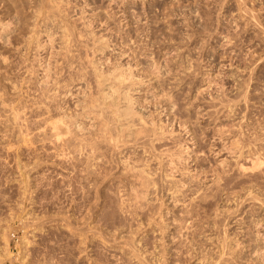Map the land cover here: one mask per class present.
<instances>
[{"label": "rangeland", "instance_id": "1", "mask_svg": "<svg viewBox=\"0 0 264 264\" xmlns=\"http://www.w3.org/2000/svg\"><path fill=\"white\" fill-rule=\"evenodd\" d=\"M0 1L4 2V0ZM20 1L9 0L7 3L0 2V14H4L2 16L0 15V18H2L0 21H7L6 24L0 23L6 26L8 24L7 27L11 28L9 29L3 25L6 29L5 31L3 26L0 25V28L2 27L1 30L4 29L0 31V33L3 34H1L2 36L0 35V50H2V53L10 55V59L5 55L6 58H3V61L1 56L4 57V54L2 55V53H0L1 60L3 61H0V64H2L0 66V69H2L0 70V84L3 87L2 88L0 85V89L2 92L5 89L3 93L0 92V96L7 93L8 95L3 96V99L7 96H9L7 97L8 99H12L10 103L6 98V100L4 99V101H2L3 99L1 100L0 97L2 101H0V104L2 106L6 101L7 104H11L10 106H7V104L4 105L6 108L3 107V109L0 107V110L4 112H2V115H6L5 113L7 112L5 111H8L6 117H4V115L2 116L0 112V129L2 132L3 129L5 130L4 134L0 133V140L3 139L0 141V264H40L42 262L50 264L52 260L54 264H196L199 259H206L209 261V264H262V261L253 253V250L257 246L258 248H264V204H262V198H264L263 178L257 179L258 185L256 186V188L261 191L260 196L262 198L257 200L248 198L241 201L242 203H239V206H236L238 201L235 199H228L232 194L223 193V191L217 192L216 195L209 200V208H211H205V210L209 209V211L212 210L214 213L216 211L218 214L215 216V221L225 224H218L216 222L215 228L212 226L202 227L199 225H201L200 223L206 218L200 219L201 221L196 220V223L199 224H195V227L189 230L187 237L181 236V233L178 231V225L173 223L174 214H178V210L169 206L166 202L162 203L161 199H154L152 200L151 209H158L154 214V216L156 215L155 222H152V219H154V216H152L150 220L152 223L142 226L135 234V238L132 234V232L137 229L134 221H129L126 226H123L118 219L114 217L116 209L114 186H116L117 182H120V180L130 179V175L123 173L121 170L122 167L116 166L117 163L115 160L112 161V163H108L109 167L103 166L99 173H90L85 170L84 164L80 161H78V163L73 159H66L67 157L65 158V156L61 155L65 158L63 159L60 155L57 157V155L53 153L52 150L55 149L56 142H52L54 137L50 138L51 129L49 123L57 116L49 118L44 110L38 108L37 100L41 94V88L38 89V87H40L38 85L40 84L39 81H41L40 79L42 77L44 78H42L43 80L47 79L46 75L48 74V70L45 71V66L47 67L46 64L49 62L47 60L51 58L52 61H54L55 56L53 58V56L51 57L49 55L52 49L48 47V50L45 49L43 52H40L42 57L38 56V53L36 55L38 56L37 58L34 48V52L31 50V53H29L31 54L29 56L30 59L27 58L25 61L27 62L29 60L28 64L25 63V65H29V62L31 63V58H37L34 61L36 62V60L38 61L39 59V62H34L36 65L33 66H36L37 69L35 70L39 71L36 72L32 64L30 65L31 71H27V73L30 71L29 74L31 77L25 73V69H27L26 66H24L25 71L23 68L22 71H20L21 66L18 63L19 56L16 55L18 51H15L14 48L17 49L19 45L18 41L21 42L24 37L23 33H26L24 29L27 28L28 23L33 21L32 14L34 11L31 12L33 9L32 6L34 5V8H36L40 0ZM89 1L93 3L88 7H97V9H93L91 12L88 11L87 13L91 17L96 18L95 22L98 25V30L101 29L104 31L107 28V22L103 18L105 14L111 18V20H108V22L111 23L108 25L110 26L108 32L113 36L118 33L123 36V32L134 30L133 28H137L138 26L141 31L146 32L147 30L145 28H147L155 37L161 38V47H155L153 49L157 56H161L163 51L170 49V47L174 48L180 45V52L182 54L185 53L186 55L187 52L190 51L191 55L194 57V70L196 74L185 76V79L179 87H182L181 91L183 92V97L190 96V89L193 86V90L199 91L196 102L198 104L195 103L193 108L200 107L201 110H204L206 106L209 105V97L213 94L225 92L226 95L233 96L235 93H238V88L242 86L244 90H247H245L247 93L245 94L246 96L241 97L240 101L237 103L238 115L246 114V117L250 120L248 122L251 123H248V127L259 124L261 127L263 126L264 129V0H244V7H249L250 9H247L249 11L248 14H246L248 15L247 17H245L246 15L243 13L242 8L239 7V5L237 6L236 0H135V2L131 0L136 11V17L134 19H131V17L124 19L122 10L116 8L117 2H111V0ZM73 2L74 3H72V0H69V7L68 4H66V6L70 11L76 13L75 10H80L84 4H82L80 0H73ZM30 3L34 4L32 5ZM148 6H150V8ZM30 7H32V9ZM4 8L8 10V12L11 10L10 8H15L16 10L14 9L15 12L11 10L12 12L10 11L11 13H8ZM19 9L21 11H19ZM22 11L24 15H22ZM251 12L254 18H251ZM126 13H128V10H126ZM5 16L9 19L10 23L15 19L16 21H13L12 24L16 26L14 25V27L10 24L13 26L11 27ZM24 16L25 18H23ZM121 17L122 21L119 22ZM248 17L252 19V22L258 23V31L256 29L257 33L252 30L251 25H246L247 21H249L247 20ZM128 22H130V24H126ZM237 24H239L238 29L235 27ZM21 26H23L24 29ZM16 27L17 30H15ZM6 33L8 35H6ZM231 34L234 36V42L232 44L227 43V38L230 37ZM5 35V38L9 39L8 43L10 44L6 42L7 39L5 40ZM9 36H11V38ZM19 36L22 38L19 39ZM172 36H176L173 41L169 39ZM43 37L44 36H42V39H44ZM12 38L15 39L10 42ZM167 39L168 41H166ZM3 40H5L7 44L4 43ZM11 43L15 45L13 46V50L9 51L8 49L12 46ZM4 44H6V47ZM8 45L9 47H7ZM1 46H4L6 51H9L10 54ZM163 46L165 47L164 50ZM55 47H58V44L57 46L55 45ZM3 50L5 52H3ZM11 52L14 56L11 55ZM47 54L48 56H46ZM166 56L165 59L167 58L169 65L173 67L174 54H167ZM11 57H13L12 60ZM7 58L12 61V64L15 63L18 58L16 63L20 67L17 68L18 66L16 63L13 64L15 67L11 66L12 64ZM162 58H164L163 55ZM6 59L9 61V66L6 65ZM40 60L42 64H40ZM37 63L39 65H37ZM3 65H6L7 68L5 66L3 68ZM41 65L45 69H43V67L40 68L39 66ZM52 65L55 66L54 62H52ZM52 65L51 67H53ZM8 67L10 68L8 69ZM5 68L7 70V76ZM10 69L12 70L10 71ZM14 69H20L18 70L20 76H15V74L14 76L13 74L11 75V72L15 71ZM54 70L55 67H53L52 73L49 69V77L54 75ZM18 71H15L16 74ZM44 71L47 73L46 75ZM23 72L26 75V79L28 77H30V79L33 77L35 80L39 79V83L32 78L30 81L36 83L30 82L33 87L32 85L29 86V79L26 80L24 78V80L23 77H21H25V75H22L24 74ZM40 74L43 75H41V78ZM10 75L13 77L11 78ZM1 77L3 78L2 81L4 84L1 81ZM6 77H8L7 80L9 79V81H5ZM13 78H15V80ZM193 78L195 79L194 82L189 84L191 80L193 81ZM10 79L18 81H16V83L12 80L14 82V84H12L13 82ZM20 79L21 81H19ZM23 80L25 83L27 81L28 85H25ZM15 83L17 87L19 86L18 88L22 87L26 91L21 88L18 89L19 91L21 90V93L19 92L20 94H17L18 90L15 88ZM20 84H24L25 86L21 85L20 87ZM9 85H14V87L12 86L13 88H11ZM27 88L32 90L35 89L38 92L35 90H33L35 93H33L32 90H30L32 91L30 92ZM25 92L28 94L26 93V95ZM29 92L35 94L37 97L34 98L35 96ZM22 93L25 95H23L24 97ZM19 95L22 97H19ZM14 97L19 98L17 100ZM25 97L27 98L25 99ZM19 99L22 101H19ZM35 99L36 101H34ZM23 103L27 105L25 106ZM69 103H72V101H69ZM12 104H14V107H16V104L17 108L14 109ZM11 107L15 112L17 109L20 111L17 110L20 113L18 117L17 114H13L15 112H9L12 110ZM30 107H34V109ZM195 108L190 110L186 109V111H189L190 114H194L197 111ZM33 110L36 113H34ZM9 113H12L10 115H12L11 118L13 119L10 118ZM39 114L40 116L44 115L43 117L47 116L43 118L40 117ZM14 116L20 119L21 122L17 120L20 124L23 123L22 119H24L26 124L24 123L23 125L26 127H22V129ZM3 117L5 119H2ZM47 117L49 119H47ZM37 118L38 120L41 118L43 119L37 121ZM6 120H14L16 122H11L9 124L6 123ZM201 120L202 119H200V121ZM46 121L49 123L47 122V124ZM225 121L231 124L229 120ZM12 123H16L17 126L14 124V127ZM1 125H3V127ZM6 125L8 127L10 125V128L8 129ZM47 126V131L48 129L49 131L46 134ZM202 126H204L203 122L198 125V128H202ZM19 128L21 131H19ZM22 132L23 134H21ZM7 134L9 135L6 137V140L5 136ZM22 135L25 138L29 136V141L26 139V141H24ZM37 136L40 140L37 139ZM39 136L45 137L43 138V140H46H44V144L43 142L39 143L43 141ZM186 137V135L181 134L178 140L185 142L183 140H185ZM209 142L208 139L206 140V138H203L201 144L208 146ZM258 142L264 143V136ZM4 144L6 145L4 146ZM195 146H198V144ZM3 147L5 148L4 150H2ZM37 147L39 151H37ZM40 147H42V149ZM10 148L11 151L8 150ZM38 152L40 154H38ZM196 152L198 151L195 149L190 154L191 156L185 155L183 157L188 163L186 167L189 169L197 165V161L192 160ZM45 153H47V156ZM38 155L41 158H39ZM35 158H37L38 161ZM35 160L37 162H35ZM34 162L39 165H35ZM20 163L21 165L25 164L22 166L23 168L18 166ZM26 169L28 171H25ZM250 170L251 168L249 167L247 171ZM196 171L197 169H193L192 173ZM26 173L28 174L26 175ZM86 175L89 176L87 177ZM247 188V183L239 184L238 189L240 190V195L245 196ZM236 195L237 194L233 193V198H237L238 196L236 197ZM170 211L171 213L167 214V212ZM12 213L13 216L11 215ZM216 213L212 216L216 215ZM258 218L263 219L261 224H259L260 226L257 224L255 225V221H257ZM211 219L213 220L212 217ZM163 220L168 223V227L164 228L161 226ZM158 223L159 225H157ZM206 229L208 230L206 231ZM225 229H227L228 238L224 235ZM5 232L6 235L4 236ZM137 236L143 237V242L138 245L140 252L136 250L140 253L138 256L135 255L137 252L133 253V243L131 244L133 239L137 240ZM225 240L228 241L230 245H235L238 241H245L246 243L242 242V244L235 247L229 245L223 257L219 258L218 247L222 242H225ZM136 243H138V241H136ZM3 249L6 250L4 251ZM206 260L203 264H206Z\"/></svg>", "mask_w": 264, "mask_h": 264}, {"label": "bare ground", "instance_id": "2", "mask_svg": "<svg viewBox=\"0 0 264 264\" xmlns=\"http://www.w3.org/2000/svg\"><path fill=\"white\" fill-rule=\"evenodd\" d=\"M7 1L9 0H4V2L6 3ZM80 1L84 5H82V8H80V10L77 11L76 9V13H73L69 10V0H40L38 6L36 5V8H34V3H30L33 5L32 7L34 9L33 10L32 7H30L32 9L31 12L34 11L32 14L33 21L31 23H28V26L26 25L27 30L24 29L23 26H21L24 31H26V33H23V38L20 37L22 33L21 35L19 34V39L22 38V41L20 40L21 42H19L17 40L19 45L17 47L16 42L17 49L14 48L15 51H18L16 55L19 56V61L18 58L17 61L21 66V70H18L22 71V68L24 70V66H26L27 69H25V73H27L28 70L31 71L30 65H36L34 64V60L37 59L38 56L42 57V55H40V52H43V50L47 49L48 47H51L52 49L50 50L49 55L51 57L53 56V58L55 56L54 61H52V59L48 57L50 59L47 60L49 61L46 64L47 67L45 66V71L48 70V74L49 69L50 71H52L53 67H55L54 75H52V77H49L50 75H48L44 71V74H47V77L45 76L47 79L43 80L44 78H41V75L43 73L40 74V80L43 81H39L40 84H38L40 86L38 87V89L41 88V94L37 100V106H39L38 108L40 110H44L49 118L57 116L54 117V120L52 119L51 122L49 120L50 123L46 121V123L48 122L50 124V138L54 137L52 139V142H56V147L52 150L53 153L57 155V157H59L60 155L61 158L65 156V158L67 157L66 159H73L77 162L80 161L84 164L85 170L90 173H99L100 170H102L103 166L109 167L108 163H112V161L115 160L117 163L116 166H121L122 172L130 175V179L120 180V182H117L116 186H114V193L116 194V209L114 212V217L118 219V221L123 226H126L129 221H134L137 228L135 229V231H133L134 233L132 232L134 237L142 226L151 224L155 220L156 215L154 216V214L156 213V211H158V209H151V204L153 203L152 200L154 199H161L162 203L166 202L169 206H172L178 210L179 213L174 214L175 216L173 218V223L178 225V231L181 233V236L186 237L189 234V230L194 228L195 224H197L196 220L199 221L200 219L206 218L202 221V223H200L201 225L199 226H212L213 228H215V223H218V221H215V216H217L218 213H216L215 211L216 215L212 216L215 213L214 211L212 212V210L209 211V209L211 208H209V200L210 198L215 196L217 192L223 191V193L232 194V196L230 195L228 199H235L236 201H238L237 203L235 202L236 206H239V203H242L241 201L248 198H252L255 200L261 199V191L258 190L256 186L258 185V178H263L264 180V143L258 142L264 136V129L263 126L261 127V125L259 124L255 126L251 125V127H248V123H250L248 121L250 120L246 117V114L238 115L239 112H237V103L240 101L241 97L246 96L245 94L247 93V90L245 89V91L244 87L241 86L238 88V93H235L233 96H228V94L226 95L225 92H223L225 94L220 92L218 94H213L209 97V105L206 106V109L201 110L200 107H194L195 109H197L196 113L190 114L189 111H186V109H194L193 105H195V103L197 102L199 91L193 90V86L190 89V96L183 97V92L181 91L182 87H179L185 79V76H192L196 74L194 70V57L191 55L190 51L187 52L186 55L185 53L182 54L180 52L181 45H176L177 47H170V49L163 51V54L161 53L164 58H162V55L157 56L155 50L153 49L155 47H161V38L155 37L154 34L147 28H145L147 30L146 32L141 31L138 26L137 28H133L134 30L123 32V36H121L119 33L113 36L108 32L110 28V26L108 25L111 24L110 22H108V20H111V18H109V16H106L105 14L103 18L107 22V28L104 31H102L101 29L98 30V25L95 22L96 18L91 17L87 13L88 11L91 12V10L93 9H97V7H88L89 5H91V3H93L89 0ZM111 2H117L116 8L122 10L124 19H127L129 17H131V19H134L136 17V11L131 0H111ZM72 3H74L73 0ZM8 4L7 6L9 7ZM66 4H68V7L66 6ZM236 4L237 6L239 5V7L242 8L245 15L248 14V10L250 9L249 7H244V0H236ZM148 7L150 8V6ZM10 9L14 12L16 9L18 11L17 6L16 9ZM20 9L19 11H21ZM126 10H128V13H126ZM6 11L8 12V10ZM10 11L8 13L12 12ZM0 15L2 16L4 14ZM15 15L17 16L16 13ZM22 15H24V12ZM247 16L248 15H246L245 17ZM250 16L251 18H254L253 13ZM23 18H25V16ZM247 20L246 25H251L252 30L257 33L258 23L252 22V19H249V17L247 18ZM13 21L16 20L14 19ZM121 21L122 17L119 19V22ZM1 23L6 24L7 21L3 22L2 20ZM1 23L0 25H2ZM8 23L9 25L12 24L9 22V19ZM126 24H130V22ZM12 25L14 26L15 24ZM235 27L236 29H238L239 24H237ZM1 28L0 31H3L5 29L4 28L3 30H1ZM15 30H17V27L15 28ZM1 34L2 33H0V35ZM6 35L8 34L6 33ZM6 35L4 36V38L6 37ZM41 35L44 36V39H42ZM9 37L11 38V36ZM175 37L172 36L169 39L173 41ZM15 38H12L10 42H12ZM6 39L7 38H5V40ZM179 39L181 40L180 37ZM233 39L234 36L233 34H231V36L227 38V43L232 44L234 42ZM5 40H3L4 43L9 42V39H7L6 42ZM166 41H168V39ZM6 44H4L5 47ZM57 44L58 47H55V45L57 46ZM14 45L15 44L13 43L11 48L8 50L12 51ZM1 47L3 48L4 46ZM5 47L3 49H5L6 51ZM7 47H9V45ZM34 48V51L36 53H34L35 56L38 53L39 55L36 56L37 58H31V63L29 62V65H25V63L28 64L29 60L27 62L25 61L31 55L29 54L31 53L30 51L32 50V52H34ZM164 48L165 47L163 46V50ZM5 51L3 50V52ZM9 51L6 52L10 54ZM0 53H2V50H0ZM3 54L4 53H2V55ZM167 54H174L173 67L169 65L167 58L165 59V57H167ZM5 55L6 54H4V57L1 56L2 59L6 58L7 56L8 58L10 57V55H6V57ZM46 56H48V54ZM1 57L0 61H2ZM12 58L13 57H11V60ZM8 60L6 64L7 66H9L8 62L10 61ZM10 62L12 64V61ZM36 62H39V59L38 61L36 60ZM52 62H54L55 66L52 65ZM13 64L11 66H13ZM40 64H42L41 60ZM1 65L2 64H0V66ZM6 65H3L2 67L4 68V66L6 67ZM37 65L39 64L37 63ZM51 65L53 67H51ZM20 66H18L17 68H19ZM27 66L29 67V69ZM13 67H15V65ZM33 67H35L34 70L37 69L36 66ZM39 67L42 68L43 66L41 65ZM9 68L10 67H8V69ZM45 68L43 67V69ZM139 68H141L142 70ZM12 69H10V71ZM10 71L8 70L9 73ZM15 71L11 72V75L13 74L14 76L15 74V76H20V74H18L19 71L17 72V74ZM5 73L7 76V70ZM25 73L22 75H25ZM29 73L27 74L31 77ZM11 75L10 77L12 78L13 76ZM8 77H6L5 81H9V79L7 80ZM21 77H23V79H26V75L25 77ZM30 77L27 78L29 79V84L30 82H32L30 80L33 78L32 77L30 79ZM2 79L3 78L1 77V81ZM13 79L15 80V78ZM194 80L195 79L193 78V81L191 80L189 84L194 82ZM19 81H21V79ZM14 82L12 84H14ZM16 83L15 86L17 85ZM32 83L36 82L33 81ZM26 84L27 81L25 85ZM21 85L23 86L24 84H20V87ZM31 85L32 84H30L29 86ZM12 86L14 87V85ZM12 86L11 88H13ZM18 87L16 86L15 88L17 90L22 88ZM28 88L27 90H32ZM4 91L5 89L3 90V92ZM20 91L18 90V93H16L20 94ZM35 91H33V93H35ZM0 92H2L1 89ZM26 93L27 92H25V94ZM6 95L8 94H2V96H0L1 100L3 99V96ZM23 95L24 94L22 93V96ZM33 95L35 96V94ZM22 96L19 95V97ZM7 97H4V99L6 98L8 102L11 103L12 99L10 100ZM36 97L37 96H35L34 98ZM18 98L15 99L18 100ZM26 98L27 97H25V99ZM4 99L2 101H4ZM20 99L19 101H22ZM34 101H36V99ZM69 101H72V103H69ZM4 103V105H6L7 101ZM4 105H1L0 107L2 109L3 107L6 108V106ZM10 105L9 103L7 104V106ZM12 105L14 109L17 108L16 104V107H14V104ZM24 105L26 106L27 104ZM13 108L9 112H15ZM32 108L34 109V107ZM17 110L13 114H17L18 117L20 111L18 110V112ZM0 112L2 115L3 111L0 110ZM5 112L8 113V111ZM33 112L36 113L34 110ZM7 113H5L6 115L3 114L4 117L7 116ZM12 113H9V115ZM4 117L2 119H5ZM11 117L12 115H10V118ZM17 117L15 118L16 121H20V119H17ZM43 118L39 120L37 118V121H40ZM49 118L47 117V119ZM200 119L202 120L200 121ZM10 120H6V123L10 124L11 122H16L14 120ZM225 120H229L231 124H228L229 122H226ZM19 121H17V123ZM22 121L23 123L20 124V121L18 125H20L21 128L26 127L23 125L24 123L26 124V121L24 119H22ZM202 122L204 123V126H202V128H198V125ZM12 124L14 126V124L16 123ZM1 126L3 127V125ZM15 126H17V124ZM48 126L46 127V134L49 131V129L47 131ZM7 128L9 129L10 125L9 127L7 126ZM4 131L5 130L3 129V132L1 130L0 133L4 134ZM19 131H21L20 128ZM28 132L30 133V131ZM21 134H23V132ZM181 134L187 136L185 140H183L185 142H181L178 140ZM8 135L9 134L3 136H5L6 139ZM28 137H24V141H29ZM39 137H41L42 140L43 138H45L42 136ZM203 138H206V140L208 139L210 141L208 143V146L201 144ZM37 139L40 140L38 136ZM44 140L39 143L43 142L44 144ZM196 144H198V146H195ZM5 145L6 144H4V146ZM42 147L40 148L42 149ZM4 149L5 148L3 147L2 150ZM195 149L198 152L193 155L194 157L192 158V160H196L197 165L196 167L189 169L188 167H186L188 163L184 160L183 157L185 155L191 156L190 154ZM8 150L11 151V148ZM37 151H39L38 147ZM38 154L40 153L38 152ZM45 154L47 156V153ZM37 158L35 159L37 160ZM39 158L41 157L39 156ZM36 160L35 162L38 161ZM23 165H21L20 163L18 166L22 167ZM249 167L251 168V170L247 171ZM193 169H197V171L195 173H192ZM25 171L28 170L26 169ZM27 174L28 173H26V175ZM90 177L92 178V175ZM262 182L264 188V181ZM243 183H247L248 186L245 196L240 195V190L238 189L239 184ZM233 193L237 194L236 197H238L233 198ZM262 199V204H264V198ZM205 208L209 209L205 210ZM169 213H171V211L167 212V214ZM11 215L13 216V213ZM152 216H154V219H152ZM211 217L215 222L211 219ZM151 219L152 222L150 221ZM262 221L263 219L258 218L257 221H255V225L261 224ZM161 224V226L164 228L168 227V223H166L164 220ZM218 224L225 223L220 222ZM157 225H159V223ZM207 230L208 229H206V231ZM5 235L6 232L4 236ZM224 235L226 236V238L229 237L227 235V229L224 230ZM136 241H138V243H136ZM142 242L143 237L137 236V240H132L131 244L133 243L134 248L133 253L137 252L136 250L139 251L138 245H140V243ZM242 242L246 243L245 241H238L235 245H230V243L225 240V242H222L218 247V257H223L226 248L229 245L231 247H235L239 244H242ZM253 253H255V255H257V257H259L262 261V264H264V248H258L257 246L254 248ZM139 254L140 253L137 252L135 255L138 256ZM205 260L206 259H199L196 264H203ZM40 264L46 263L42 262ZM50 264H54L53 260ZM206 264H209L208 260H206Z\"/></svg>", "mask_w": 264, "mask_h": 264}]
</instances>
